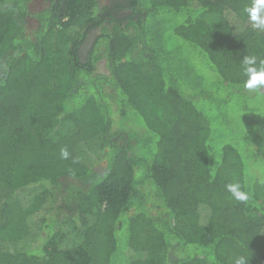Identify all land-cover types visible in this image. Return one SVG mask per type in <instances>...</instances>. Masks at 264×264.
<instances>
[{"label":"trees","instance_id":"1","mask_svg":"<svg viewBox=\"0 0 264 264\" xmlns=\"http://www.w3.org/2000/svg\"><path fill=\"white\" fill-rule=\"evenodd\" d=\"M31 2L0 0V264H264L252 0Z\"/></svg>","mask_w":264,"mask_h":264},{"label":"clouds","instance_id":"2","mask_svg":"<svg viewBox=\"0 0 264 264\" xmlns=\"http://www.w3.org/2000/svg\"><path fill=\"white\" fill-rule=\"evenodd\" d=\"M248 26L258 32L264 33V0H252L244 9ZM240 71L244 79L238 83V87L247 93H255L264 96V59L254 54L243 55L239 63ZM66 149L61 150V156L67 158ZM227 193L237 202L246 203L250 199V193L243 189L239 181H233L225 185ZM234 264H248V258L238 257Z\"/></svg>","mask_w":264,"mask_h":264},{"label":"rangeland","instance_id":"3","mask_svg":"<svg viewBox=\"0 0 264 264\" xmlns=\"http://www.w3.org/2000/svg\"><path fill=\"white\" fill-rule=\"evenodd\" d=\"M100 5L103 6L106 4L107 0H99ZM46 6L45 0H32L30 4V11L32 13L39 11L40 9L44 8ZM38 26L37 21L34 19V17L30 16L28 19V27L30 29H35ZM99 72H106V66L105 61H100L97 67Z\"/></svg>","mask_w":264,"mask_h":264}]
</instances>
